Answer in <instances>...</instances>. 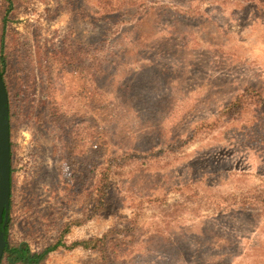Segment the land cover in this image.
Returning a JSON list of instances; mask_svg holds the SVG:
<instances>
[{"label": "rangeland", "instance_id": "obj_1", "mask_svg": "<svg viewBox=\"0 0 264 264\" xmlns=\"http://www.w3.org/2000/svg\"><path fill=\"white\" fill-rule=\"evenodd\" d=\"M2 55L9 245L59 243L45 264H264L263 104L206 129L246 89L264 99V0H0Z\"/></svg>", "mask_w": 264, "mask_h": 264}, {"label": "trees", "instance_id": "obj_2", "mask_svg": "<svg viewBox=\"0 0 264 264\" xmlns=\"http://www.w3.org/2000/svg\"><path fill=\"white\" fill-rule=\"evenodd\" d=\"M4 64H5V60L2 57H0V74L3 78V82L5 84L4 81V77H3V72H4ZM260 92L257 91L256 88L254 87H250L248 89L245 90V92L237 97V99H235V101L233 103H231L228 107H226L223 112L221 113V118L216 120V124L211 126H207L206 129H214L216 127V125L218 126L219 122L222 120V118H232V119H236L239 118V116H241L243 114V111L246 107V105H244V101L245 99L250 96L251 99L254 100V103L261 102L263 104L262 106V110L264 111V99L262 97L261 94H259ZM255 106V104H254ZM222 124V123H221ZM205 130L202 127L198 128V131H202ZM111 172V171H110ZM98 179H97V183H96V201L95 204L93 205L94 210L96 212H98L105 204V202L108 200V181H107V175L105 173H99L97 175ZM262 204L264 206V201H262ZM7 219L4 220L5 218L2 216L1 220H0V235L2 237V240L4 241V252H3V256H2V260L0 262V264H45V261L48 257V254L55 250L57 248V244L55 245H49L47 247H45L44 249H42L41 251H35L32 252L27 245L25 244H20V245H9L8 241H7V229L8 226L10 224V216H9V209L7 212ZM90 243H94L95 244V248H99V252L101 254V257L103 259H109L110 258V254L106 251V237L104 238H100V239H94V240H89ZM87 243L85 241H78L74 243L75 245H81L84 246Z\"/></svg>", "mask_w": 264, "mask_h": 264}, {"label": "water", "instance_id": "obj_3", "mask_svg": "<svg viewBox=\"0 0 264 264\" xmlns=\"http://www.w3.org/2000/svg\"><path fill=\"white\" fill-rule=\"evenodd\" d=\"M10 121L8 109V96L0 74V220L7 219L10 205ZM4 252V241L0 235V262Z\"/></svg>", "mask_w": 264, "mask_h": 264}]
</instances>
